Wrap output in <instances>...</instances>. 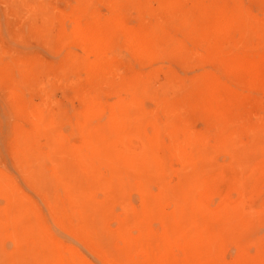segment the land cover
Returning a JSON list of instances; mask_svg holds the SVG:
<instances>
[{
    "label": "rangeland",
    "instance_id": "374dc122",
    "mask_svg": "<svg viewBox=\"0 0 264 264\" xmlns=\"http://www.w3.org/2000/svg\"><path fill=\"white\" fill-rule=\"evenodd\" d=\"M112 13L100 67L73 25ZM123 247L264 264V0H0V264Z\"/></svg>",
    "mask_w": 264,
    "mask_h": 264
},
{
    "label": "bare ground",
    "instance_id": "6f19581e",
    "mask_svg": "<svg viewBox=\"0 0 264 264\" xmlns=\"http://www.w3.org/2000/svg\"><path fill=\"white\" fill-rule=\"evenodd\" d=\"M172 2V1H171ZM167 5V4H166ZM171 6V5H170ZM113 15H108L107 16V18L104 20V22H102V24H101V22L99 23V21H100V18H97L96 19V16L92 19V15H91V19H88V20H86V22H84L83 23V21L81 22V24H86L85 26H80L79 28H78V23H77V26L76 25H73V26H75V27H77V30H76V28L73 30V32L75 33V34H77V36H75V37H78V39H81L80 41H83V44H84V48H85V50L87 51V53L89 52V51H91L92 53V55H93V58H92V61L90 62L91 64H96L97 66L100 64V67H102L103 65V63L105 62L104 60L106 59V57L105 58H103L104 56H101V54L103 55V51H105L106 50V53H107V49L109 48V47H111V44L113 43V41H114V39H117V36H119V35H123V33H122V31H121V26L119 27L118 25L120 24H118V17H115V15H114V13H112ZM116 14V13H115ZM118 14V13H117ZM89 14H87V17L89 18L90 17V15L88 16ZM79 17V16H78ZM83 17H85V16H83ZM85 19V18H84ZM83 19V20H84ZM94 19H95V21H94ZM80 20H82V19H80ZM77 21V20H76ZM85 21V20H84ZM77 22H79V24H80V21L78 20ZM95 22V25H93V23ZM75 23V22H74ZM215 27V26H214ZM218 27V26H217ZM217 27H216V29H217ZM219 27H221L220 25H219ZM148 29H149V27H147ZM147 28H145V29H147ZM152 28V27H151ZM147 29V31H144L143 30V32H144V36H142V37H145V35L146 34H148V35H150V32H149V30ZM156 28H154V30H155ZM219 29V28H218ZM218 29H217V31H218ZM72 30V29H71ZM153 30V31H154ZM123 31H125V30H123ZM150 31H151V29H150ZM153 31H151L152 32V34H153V36L151 37V36H149V38H155V35H157V31H156V34H154L153 33ZM68 32H71V34H74V33H72V31H68ZM148 32V33H147ZM160 32V31H159ZM158 32V33H159ZM121 33V34H120ZM127 33V32H126ZM125 32H124V35H125V38L124 39H126V44L128 43V45H131V46H133V50H134V52H137L136 51V49H138L140 46L143 48V46H145L146 47V49H147V44L148 43H146V42H141V38L138 36V35H136L134 38H133V35L132 36H130V34H126ZM146 33V34H145ZM215 33V32H214ZM143 34V33H142ZM205 34V36L206 37H209V36H207V34L206 33H204ZM203 34V35H204ZM203 35H201V36H203ZM66 37V36H65ZM116 37V38H115ZM130 37H132V38H130ZM159 37V36H158ZM204 37V36H203ZM67 38V37H66ZM153 38V39H154ZM211 38V37H210ZM77 39V38H76ZM130 39V40H129ZM143 39V38H142ZM152 39V40H153ZM203 40L204 38H202V37H200V40ZM206 39V38H205ZM209 39V38H208ZM147 40V39H146ZM207 40V39H206ZM68 41V40H67ZM127 41H129V42H127ZM147 41H149V40H147ZM112 42V43H111ZM207 42V41H206ZM211 42V41H210ZM199 43V42H198ZM212 43V42H211ZM137 44L138 45H140L139 47L137 46ZM201 45V44H200ZM130 46V47H131ZM134 46H137V47H134ZM129 47V46H128ZM141 49V48H140ZM143 51L144 50H142V53H143ZM146 51V50H145ZM219 51H221V50H219ZM101 52V53H100ZM105 53V52H104ZM105 53V54H106ZM236 59V58H235ZM234 62V61H233ZM236 67V66H235ZM254 69V68H253ZM255 71H256V69H255ZM258 71V70H257ZM255 73V72H254ZM253 73V74H254ZM254 76H255V74H254ZM257 77V76H256ZM255 79V78H254ZM256 80V79H255ZM254 81V80H253ZM262 82V81H261ZM209 85L211 84V82H209L208 83ZM215 84V83H214ZM217 84H219V83H217ZM214 85H211L210 86V88L211 87H213ZM217 86V85H216ZM218 86H221V85H218ZM217 86V87H218ZM208 87V86H207ZM215 87V86H214ZM213 87V88H214ZM213 88H211V90L213 89ZM203 90V89H202ZM210 90V91H211ZM216 95V94H215ZM212 97V96H211ZM217 97V96H216ZM231 97V96H230ZM236 98V97H235ZM212 100H213V102H214V98L212 97ZM210 102V101H209ZM212 102H211V107H213L212 106ZM214 105V104H213ZM223 105V104H222ZM221 105V106H222ZM226 105V104H225ZM217 111V110H216ZM219 114V113H218ZM223 115H225V114H223ZM79 228L81 229V231H83V233L88 237V238H90V239H92V240H94L95 242L97 241V242H101V243H105L106 244V238H104L105 236L103 235V234H105L107 231H108V228L107 227H104L103 225H97L95 222H94V220L93 219H91V217L90 216H88V215H86V213L83 215V221L81 222V223H79ZM119 236H120V238H122V240H124V242H126L127 241V236H126V233L123 231V230H119ZM124 248V249H123ZM123 248H121V249H119L117 252H115L114 254V256L119 260V261H121L122 262V264H153V261L156 259V255H153L152 254V256H151V254H145V256H144V258H139L140 260L139 261H136V260H133V258L131 257V252H128V250L129 249H127V247H123ZM59 259H60V263L59 264H67V263H65L63 260H62V257H58V261H59ZM131 259H132V261H131ZM144 260H147L148 262L147 263H145L144 262ZM136 261V262H135Z\"/></svg>",
    "mask_w": 264,
    "mask_h": 264
}]
</instances>
